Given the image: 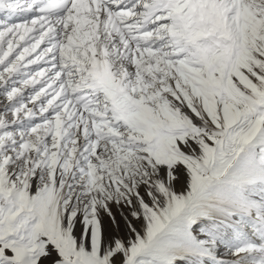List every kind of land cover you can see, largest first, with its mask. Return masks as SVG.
<instances>
[{
  "label": "snow or ice",
  "instance_id": "snow-or-ice-1",
  "mask_svg": "<svg viewBox=\"0 0 264 264\" xmlns=\"http://www.w3.org/2000/svg\"><path fill=\"white\" fill-rule=\"evenodd\" d=\"M0 264H264V0H0Z\"/></svg>",
  "mask_w": 264,
  "mask_h": 264
}]
</instances>
